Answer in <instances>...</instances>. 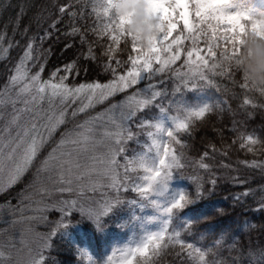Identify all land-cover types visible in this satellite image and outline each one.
<instances>
[{
  "label": "trees",
  "instance_id": "1",
  "mask_svg": "<svg viewBox=\"0 0 264 264\" xmlns=\"http://www.w3.org/2000/svg\"><path fill=\"white\" fill-rule=\"evenodd\" d=\"M255 1L248 0V3L254 6ZM94 3L95 0H0V36L3 37L0 43V93L9 85V79L15 74V68L30 42L35 57V61L27 63L30 74L38 71L43 64L42 79L49 80L51 73L59 70L58 77H66L69 87L110 82L113 75L106 69L109 60H113L111 67L116 69L117 76L130 69L132 66L127 57L136 54L131 53L130 49L113 53L111 49L118 48V45L111 44L110 40L94 31L101 24V19L93 12ZM53 23L55 27H51ZM178 27L169 41L178 35H188L182 31V25ZM73 28L78 29L75 34H72ZM89 46L96 59L89 58ZM198 47L206 48L203 37L198 41ZM191 48V39H185L180 47V59L173 67L183 66L186 50ZM115 60L122 63L117 65ZM69 64H73L74 69L65 72ZM54 80L58 82L57 78ZM213 80L216 86L205 81H189L200 85L203 95L209 99V107L213 108L212 113L207 114L203 121L194 122L187 132L174 130L173 134L180 144L169 137L167 140V147L175 154L184 153V162L188 167L182 172L174 171L172 178L183 183L185 196L190 202L180 207L174 217L171 216L165 240L168 234L173 233L178 234L183 245L191 244L205 252L211 249L206 257L210 264H264V257L259 255L264 249V206L261 205V198L264 197V167L251 166L253 162L264 165V153H249L240 146L241 136L252 135L264 139V107H261L264 101L257 100L255 106L243 103L250 98V94L247 89L240 87L243 81L238 74H233L231 78L216 76ZM136 84L127 92L152 85L153 90L159 91V96H146L147 103L143 109L130 118L128 128L131 138L124 154L118 159L120 166L125 165L126 157L143 148L152 123L158 120L163 110L168 117H172V110L165 105V101L176 99L181 85H184L179 84L175 89L177 79L174 73L167 70L161 73L149 71ZM12 96L15 98V91ZM107 103L80 114L76 121L80 124L89 115L101 113ZM22 104L17 101L15 108L10 103L0 107V134L5 133L15 109H21ZM217 104L219 108H216ZM31 119L30 114H24L21 126L30 123ZM64 128L58 129L45 143L32 166L18 182L0 190V250L10 254L11 259L7 264H17L19 261L22 250L19 242L26 232H52L54 220L58 218L56 206L61 199L67 200L73 193L53 190V182L48 181L44 173L40 174L41 183L34 182L41 162L58 145ZM15 133L16 129L13 128V139ZM181 145L185 147L181 149ZM200 160H204L211 170L197 167ZM52 175L55 178L56 173ZM196 176L203 178V189L199 193L197 183L193 180ZM212 180L216 181L215 186ZM44 186L49 189L47 195L40 192ZM126 194L127 198L134 196L129 190ZM127 198L117 210L101 219L104 220L103 224H110L112 230L117 232L120 231L117 226H123L129 217ZM39 203L42 212L34 220L32 209ZM184 215L188 220L183 221ZM67 221L69 225L66 229L56 230L51 235V245L44 253L43 264H87L89 255L82 248L85 245L93 251L89 241V223L82 222L77 212H73ZM108 231L102 229L106 237L103 242L105 248L114 238V234L109 236ZM163 245L164 241H161V248L153 257L154 264H193L186 247L169 244L165 248Z\"/></svg>",
  "mask_w": 264,
  "mask_h": 264
},
{
  "label": "snow or ice",
  "instance_id": "2",
  "mask_svg": "<svg viewBox=\"0 0 264 264\" xmlns=\"http://www.w3.org/2000/svg\"><path fill=\"white\" fill-rule=\"evenodd\" d=\"M64 11L63 8L60 9ZM75 16V13H72ZM97 18H99L97 16ZM55 27V23L51 25ZM112 24H100L97 29H94L98 35L107 38L111 41L115 39V33L109 31ZM78 29L73 28L75 34ZM223 33V30H221ZM172 34L170 37H172ZM203 37L205 39L206 48L201 49L198 47V41ZM185 39H191L192 48L186 50L187 59L184 61L183 66L173 67L176 62L180 59V47ZM3 37L0 36V43H2ZM109 44V45H111ZM231 45V40L226 35H215L211 32L208 34L203 33H188L187 36H176L171 41L168 38V45L166 48V55L158 56L153 65L145 67L144 71H151L161 73L164 71H170L174 73L176 79L187 85L189 81H205L207 84L212 86L215 85L213 77L225 76L231 78V74L222 64L223 58L226 56L227 51ZM131 53L136 54V48L133 45L130 48ZM204 54H201V53ZM92 49L89 46V58L96 59L91 54ZM195 56V59H193ZM128 61L131 64V69L128 70L126 75H116V69L111 67L113 60H109L106 65V69L112 72L113 79L106 84H80L79 87H69L66 83V77L59 76L58 72L51 73L49 80L42 79V73L44 72V66L41 64L39 70L35 73L30 74V70L27 67L29 61H35L33 56V44L30 42L27 45V50L24 52L19 64L15 68V74L9 79V85L5 86L3 93H0V107L7 106L9 103L15 105L17 101H20L25 105L22 109H15L12 119L9 125L6 126L5 132L7 133L8 139L4 136H0V188L8 187L18 182L25 172L32 166L36 160L40 150L43 148L45 143L53 136L55 131L65 123L66 113L61 108L59 111L44 112L42 110V103L45 99L51 103L53 100L58 99L63 105L69 99H86L87 103H81V106L72 113L76 116L77 112H84L86 109L93 107L96 103H103L109 97L114 96L117 92H124L126 89L132 88L140 77V70L135 67L138 63V58L132 55H128ZM117 65H120L122 61L115 60ZM35 66V65H34ZM187 68V71H184ZM74 69L73 64H69L65 67L64 71ZM54 78L58 79L55 82ZM235 83V81H233ZM242 89H247L245 83L240 84ZM18 89V91H17ZM15 91V98L12 96V92ZM147 101L140 99L135 93L128 95L120 105L113 104L111 108L107 109L105 113L98 114L96 117H92L86 120L83 124L78 125V131L66 132L60 139L58 145L48 154L47 158L41 162L37 175L35 177V183H41V173L45 174V178L48 181L53 182V190L59 192H72L73 184L79 183L84 180L86 176L97 175L102 178L109 180V186L113 188L117 196L105 203V205L99 208H88L85 210L81 208V212L87 214L90 218L99 221L100 217L106 215L113 204L119 202V191L121 187L125 190L128 188L127 180L129 179V172H137L141 170L146 175L141 177L143 181H150L154 176H160L161 169L167 172L168 178H171L174 171L182 172V170L188 165L184 162V153L180 152L179 155L175 154L166 145L163 146V155L161 156V144L156 138L158 135L164 133V129L159 125L155 127V133L150 132L149 135L153 137V149L156 152V159L158 160L155 164V168L146 167L144 164V157H140L136 160H128L124 167V173L121 175L119 172V162L117 156L123 151L119 145L123 139H130L131 136L128 134V130L123 126L122 121L126 120L129 115L134 114L136 110L141 109L145 106ZM245 105L249 104V99L243 101ZM254 106V105H253ZM220 105L217 104L216 108ZM121 109L119 115V122L117 117L113 114L116 109ZM213 108L205 106L196 111L188 112L183 119L174 117V125L176 132H187L191 125L196 121H203L207 114L212 113ZM31 115V122L21 126V120L24 114ZM108 115V122L111 123L115 131L105 132L104 137L109 141L107 145V154L104 157H98L93 155L92 166L85 170L84 166L79 162V156L74 155L80 152H95L96 148L104 144V140H97L94 133L96 128V122ZM16 129L15 138H12V129ZM126 134V135H125ZM167 136L171 138L176 144H180V141L176 139L173 131H168ZM248 136V135H247ZM246 136H241V148H244V141ZM14 145V146H13ZM185 145H181L183 149ZM8 150L7 155L5 150ZM207 156V153H205ZM253 167L264 165H257L255 162L252 163ZM197 167L210 171V166L200 160L197 163ZM53 173H56L55 178ZM194 182L197 183V191L203 189V178L200 176L193 177ZM212 185L215 186L216 181H211ZM98 181L92 182L93 189L97 186ZM58 186V187H57ZM148 187L144 184L136 185L133 189L139 192L142 196L148 191ZM162 189L166 188V183L160 185ZM83 189L81 188V192ZM41 194H49V189L44 186L40 188ZM190 202L188 198L181 194L171 205L170 208L165 211L171 213L172 209L183 207L186 203ZM75 204V201H73ZM261 205L264 206V197L261 198ZM63 211V209H61ZM63 223L59 227H65ZM168 233L166 228L162 229L158 233L152 234L149 237L148 244L145 245V250L149 245L153 246L156 251L161 248V241H164L163 247H167L169 244H180L181 247H186L188 256L193 260V264H210V261L206 258L211 253V249L207 252L196 248L191 244L183 245L181 240L178 238V234H168L165 240V234ZM47 241L41 247H47ZM11 259V257H9ZM42 253H37L36 258L31 261V264H43Z\"/></svg>",
  "mask_w": 264,
  "mask_h": 264
},
{
  "label": "rangeland",
  "instance_id": "3",
  "mask_svg": "<svg viewBox=\"0 0 264 264\" xmlns=\"http://www.w3.org/2000/svg\"><path fill=\"white\" fill-rule=\"evenodd\" d=\"M254 6L256 8H264V0H256L254 2ZM179 25H182V22L177 25V28L173 32H177V30L179 29L178 27ZM193 59H195V56H193ZM128 70L125 71L122 75H126ZM184 71H187V68H184ZM148 72L149 71H143L142 73H140V77L138 78L137 84L140 82V79ZM179 84L181 85L184 83H181L177 80L175 89H177L180 86ZM151 86L152 85L141 86L140 89L138 88L134 92L133 91L127 92L130 88L126 89L124 92H117L114 96L109 97L103 103H96L93 107L101 106L108 102L105 109L101 110V113H105L106 110L111 108L113 104L120 105L121 102L124 101L129 94L132 95L133 93H135L140 99H143L144 101L146 96H150L152 98L158 97L159 91L157 92L156 90H153ZM181 86L182 89L181 91H179L178 97L176 99H169L165 101V105L170 110H172V114H170V116L172 117L171 118L168 117L163 110V112L160 113V117L158 118V120L152 123V129L149 130V133L150 132L155 133L156 131L155 127L157 125H159L161 128L165 130L163 134L158 135L156 137L159 143L161 144V149H160L161 156L163 155V146L165 145L167 146V140H168L167 132L175 130L173 118L179 117L180 119H183L184 116L190 111H196L201 108H204L205 106L209 107V99L208 97L203 95V91L200 89V85L196 83L188 82L187 85L184 84ZM162 93L163 96L165 97V91H163ZM113 98L114 99L116 98L117 101L115 102L110 101V100H114ZM81 103H87V100L69 99L63 105L58 99L53 100L51 103H49L47 99L43 101L41 107L44 112L59 111L61 108H63V111L66 113L65 123L58 128L60 129L62 127H65L64 128L65 130L61 131L60 139L66 132L73 131L75 129H76L75 131H78L79 130L78 125H81L86 120L92 117H96L98 114H101V113H97V114L95 113L93 115H89V117L85 118L79 124L76 121V117L93 108V107L88 108L84 112H77L76 116H73L72 113L75 112L81 106ZM21 106L22 108L25 107L24 104H22ZM142 109L143 108L136 110L135 113ZM159 110L162 111V109L160 108ZM120 111L121 109L118 108L113 113L117 117L118 122H119ZM134 114L129 115V117L126 120L122 121L123 126L128 130V134H130L128 123L130 118ZM114 131H115L114 126L108 122V115H105L102 120L96 122L94 135L97 140H104V144L98 146L95 152L88 151V152H80L74 154L79 156V162L81 165L84 166V169L82 170L86 171L92 166L93 161L91 158L93 155L98 157L106 156L107 145L109 141L104 137V133L114 132ZM5 133L0 134V136H5L6 135ZM149 133L147 135L148 138L147 141L143 143V145L141 144L143 148L140 149L138 152H136V150L135 151L133 150V152L136 153L132 154V156L130 157H126L125 164L128 160H136L139 159L140 157H144L145 159L151 160L154 163L158 164V160L156 159V152L155 149H153V137L150 136ZM128 141L129 139H123L121 144L119 145V147H121L123 151L118 154L117 160L120 158V156L124 154V149L126 148ZM7 152L8 150L6 149L5 153ZM130 154L131 153H129L128 155ZM123 166L124 165H121L119 168V172L121 173V175H123L124 173ZM143 175L144 173L142 171L128 173L129 179L126 182L128 188L126 190L124 187L120 188L119 202L113 204L111 210L106 215L100 217L99 221H96L90 218L87 214L82 213L81 208H84L85 210H87L88 208L95 209L105 205L106 202L113 200L117 196V193L113 188L109 186V180L93 174L91 176H86L85 179L80 181L79 183H74L72 186L73 193L71 197L68 198L67 200L61 199L59 204L56 206L58 218L54 220L55 223H53V227L51 229L52 232L38 233L35 231H29L24 234L22 240H20L19 242V244H21L22 250L17 264H31V261L34 258H36L37 253H42L44 258L45 255L44 253L50 248L51 245V235L56 230L67 228V226L69 225V221H67V219L71 217V214L73 212L78 213V216L80 217V220L82 222L89 223V241H91L92 243L93 251H91V249L85 245H83L82 248L83 252L86 255H89V257L87 258V264H105L106 259L112 254V252L115 249L130 242H138L147 235L158 233L162 229L167 228L171 220V216L174 217V215L177 214L180 208L172 209L171 213H168L165 210L170 208L172 203L181 194L185 195L184 185L181 181H179L176 178L174 179L171 176V179L166 181L165 189H162L160 186H157V190L154 194L149 196H142L139 192L135 191L133 187L143 183L141 180V177ZM93 181H98V184L94 189L91 186ZM3 188H0V190H3ZM81 188L83 189L82 192H81ZM127 190L131 191V193L134 194L135 197L132 196L127 198V194L124 195V193ZM79 196H81L82 198L84 197L85 199L82 200L80 199ZM126 198L129 201V207H130L129 217L126 219L123 226L122 225L117 226L118 228H120V231L117 232L115 229L112 230L110 224H103L104 220L101 221V219L109 215L110 212L117 210L119 205L124 200H126ZM73 201H75V204H73ZM61 209H63V211ZM41 212H42V207L40 206L39 203L38 206L32 209V215H34L35 217L33 219L37 220L36 218L37 216L40 215ZM182 219L183 221L188 220L185 215L183 216ZM61 223H63L66 226L59 227ZM73 225L75 226L76 223H74ZM102 229L111 231V232L108 231L109 236L111 234H114V238L110 240V245L108 248H105V245L103 244L104 239L106 237L102 234ZM45 241H47V244L49 246L41 247V245H43Z\"/></svg>",
  "mask_w": 264,
  "mask_h": 264
},
{
  "label": "clouds",
  "instance_id": "4",
  "mask_svg": "<svg viewBox=\"0 0 264 264\" xmlns=\"http://www.w3.org/2000/svg\"><path fill=\"white\" fill-rule=\"evenodd\" d=\"M93 12L102 24H112V44L118 45L111 49L113 53L135 46V67L141 73L146 66H154L158 56L166 55L170 33L181 22L186 33L228 36L231 45L221 61L223 66L242 78L250 94L249 103L255 106L257 100L264 101V8H256L248 0H95ZM244 148L249 153H264V139L248 135ZM144 164L155 168L151 160ZM161 173L150 181L142 180V184L150 185L143 196L154 194L157 186L171 179L165 170ZM150 236L115 249L105 264H154L156 249L149 245L145 250ZM259 255L264 257V249ZM9 257L8 252L0 250V264H7Z\"/></svg>",
  "mask_w": 264,
  "mask_h": 264
}]
</instances>
